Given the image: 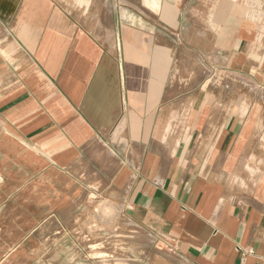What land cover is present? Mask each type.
<instances>
[{"label":"crops","instance_id":"1","mask_svg":"<svg viewBox=\"0 0 264 264\" xmlns=\"http://www.w3.org/2000/svg\"><path fill=\"white\" fill-rule=\"evenodd\" d=\"M99 215L264 264V0H0V264H86Z\"/></svg>","mask_w":264,"mask_h":264},{"label":"rangeland","instance_id":"2","mask_svg":"<svg viewBox=\"0 0 264 264\" xmlns=\"http://www.w3.org/2000/svg\"><path fill=\"white\" fill-rule=\"evenodd\" d=\"M106 221L110 219L99 215L90 223L93 233L73 236L72 241L76 242L79 248L75 251L78 258L86 264H95L98 261L101 263L97 264H133V257L124 242L126 234L120 232L122 220L113 222L109 227L106 226Z\"/></svg>","mask_w":264,"mask_h":264}]
</instances>
